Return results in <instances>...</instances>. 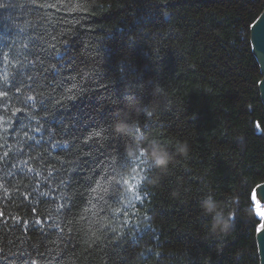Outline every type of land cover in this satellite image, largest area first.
<instances>
[{
    "label": "trees",
    "instance_id": "obj_1",
    "mask_svg": "<svg viewBox=\"0 0 264 264\" xmlns=\"http://www.w3.org/2000/svg\"><path fill=\"white\" fill-rule=\"evenodd\" d=\"M9 2L0 264H260L264 0Z\"/></svg>",
    "mask_w": 264,
    "mask_h": 264
},
{
    "label": "water",
    "instance_id": "obj_2",
    "mask_svg": "<svg viewBox=\"0 0 264 264\" xmlns=\"http://www.w3.org/2000/svg\"><path fill=\"white\" fill-rule=\"evenodd\" d=\"M250 42L253 55L260 67L261 79L259 81V92L261 101L264 105V9L250 27ZM262 189H264V182L256 185L252 191L251 196L255 211L257 207L264 211V199H262V197H264V191H262ZM257 216L261 222L256 231V241L260 264H264V216Z\"/></svg>",
    "mask_w": 264,
    "mask_h": 264
},
{
    "label": "snow or ice",
    "instance_id": "obj_3",
    "mask_svg": "<svg viewBox=\"0 0 264 264\" xmlns=\"http://www.w3.org/2000/svg\"><path fill=\"white\" fill-rule=\"evenodd\" d=\"M86 3H87V0H82V3L79 4V5H77V7L80 8V10H81V11H84V12H95V11H96L95 8L88 9V8L84 7V5H85ZM14 6H15V5H14L13 3L9 2V0H2V2H0V9L9 10V9H12ZM37 7H38V8H39V7H42V5H37ZM49 7H51V5H49ZM10 15H11V14L9 13V14H8V17H5V18H10ZM5 58H6V57H5ZM21 83H23V81H21ZM13 86H15V85H13ZM5 87H7V84L5 85ZM29 87H31V86H29ZM16 90L19 91V88H17ZM69 91H71V90H69ZM6 95H7V91L0 92V96H6ZM27 99H28V100H32L33 97H32V96H28ZM35 106H36L35 104L32 105L33 108H35ZM41 106L44 107V108H47V105L44 104L43 101H41ZM18 110H19V109H18ZM18 110H17V111H18ZM13 115H15V113H13ZM29 139H32V137H29ZM37 143H39V141H37ZM4 155L7 156L8 153L5 152ZM24 163H27V161H25ZM132 163H133V162L126 161L125 163H122V164L120 165V167H121V169H124V168H126V167L131 166ZM29 170H31V169H29ZM111 172H112V174H113L114 177L117 176V175H119V173H117V171H116L115 168H112V169H111ZM117 184H118V185L120 184V181H119V180L117 181ZM123 184H130V181L127 180V179H125V180H123ZM129 190L132 191V192L134 193V199H139L138 196H135V189H134V188H131V187H130ZM93 191H95V189H93ZM116 191H117V192L119 191V187L116 188ZM262 191H264V189H262ZM262 199H264V197H262ZM256 211H257V215H259V216H264V211L260 210L259 207H257ZM119 214H120V212H119V210H117L116 215H119ZM134 214H135V213H133V215H134ZM2 215H3V214L0 213V216H2ZM124 216L127 217V216H128V213L125 212V213H124ZM130 222H131V221H130L129 219H125V221H124L125 224H128V223H130Z\"/></svg>",
    "mask_w": 264,
    "mask_h": 264
},
{
    "label": "clouds",
    "instance_id": "obj_4",
    "mask_svg": "<svg viewBox=\"0 0 264 264\" xmlns=\"http://www.w3.org/2000/svg\"><path fill=\"white\" fill-rule=\"evenodd\" d=\"M115 131L117 133H123L125 131V128L122 124H120L119 122L115 125ZM204 210L206 212H208V209L205 207ZM228 225H224L223 227H221L220 225H213V231L215 232L217 229H220V230H224L225 228H227Z\"/></svg>",
    "mask_w": 264,
    "mask_h": 264
}]
</instances>
